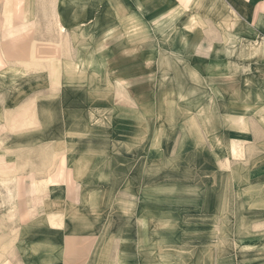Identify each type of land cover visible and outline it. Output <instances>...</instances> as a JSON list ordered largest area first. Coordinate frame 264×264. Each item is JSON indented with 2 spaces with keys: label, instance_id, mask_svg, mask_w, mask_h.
<instances>
[{
  "label": "crops",
  "instance_id": "obj_1",
  "mask_svg": "<svg viewBox=\"0 0 264 264\" xmlns=\"http://www.w3.org/2000/svg\"><path fill=\"white\" fill-rule=\"evenodd\" d=\"M204 1L107 0L92 22L84 16L91 5L83 13L79 0H31V34L15 48L0 22V264L216 263L214 246L205 250L182 235L198 230L196 194L168 199L165 179L150 175L151 164H168L165 130L154 134L149 112L140 110L151 104V65L179 74L177 61H164L165 50L181 60L197 48L187 33L206 26L221 37L213 55L250 58L234 66L244 74L241 87L253 107L238 117L237 162L254 164L257 177L238 180V215L263 209L241 191L264 185V0H222L238 17L235 30L222 29ZM181 5L204 10L205 25L183 29L174 38L178 49L171 50L166 28L189 19ZM162 17L166 23L156 24ZM55 22L64 27L61 38H55ZM249 25L258 35L246 30ZM152 41L165 43L152 47ZM55 45L74 65L56 70ZM32 53L35 62L28 59ZM91 57L96 64L81 63ZM219 69L231 72L224 63ZM119 81L131 104L120 100ZM209 152L214 155L207 160L226 153ZM197 154L175 164L199 166ZM167 230L179 235L168 237ZM236 260L229 251L218 263Z\"/></svg>",
  "mask_w": 264,
  "mask_h": 264
},
{
  "label": "rangeland",
  "instance_id": "obj_2",
  "mask_svg": "<svg viewBox=\"0 0 264 264\" xmlns=\"http://www.w3.org/2000/svg\"><path fill=\"white\" fill-rule=\"evenodd\" d=\"M182 8L185 11V7ZM31 14V0H0V22L12 37L11 44L14 48L21 44L19 41L25 42L29 39L33 25ZM59 15L57 12V16ZM86 18L94 20L96 16L87 15ZM157 21L158 19L155 23ZM59 27L55 22V38H61L60 33L64 30L62 25ZM218 33V30L210 26L187 33L186 36H190L198 46L197 50L186 51L181 60L162 49L165 50L164 61L166 58L175 60L178 66H181L179 74H175L174 69L170 71L172 66L164 74L157 70L156 65H151V104L140 106V110L149 112L154 134L160 129L165 130L168 164H151L150 175L165 179L168 199L173 200L179 192L196 194L198 215L193 221L196 220L198 230L196 233L188 232L182 235L184 239L198 241L199 246L205 250L206 247L214 246L216 264H219L220 259L229 251L233 257H236L237 253L234 264H264V224L260 223L264 221V209L247 210V215L243 217L238 215L241 203L243 204L239 195L238 180L248 176L254 179L257 177L255 170L251 169L254 164L237 162L240 143L238 117L253 111V107L248 97L249 90L241 87L240 81L244 74L234 66L244 63L245 60L249 62L250 58L240 57L238 52H232L230 57L213 55L212 45L222 44ZM151 44L153 47L164 43L152 41ZM26 55H30V50ZM33 55L35 54L32 53L28 59H32ZM52 57L56 70L60 71L63 60L61 46H54ZM91 58L93 64H96L95 59ZM223 63L231 67L230 73L219 69ZM162 74L164 76H161ZM138 75L142 79V72H138ZM56 77V82L60 81V72L56 73ZM182 79L187 84L185 87H182ZM118 86L120 100L131 104L123 82L119 81ZM191 86L196 88V94L185 98V92L189 91ZM259 92L261 93V90ZM194 113L199 121L195 119ZM192 121L198 126V148L194 147L189 138L183 141L184 128ZM218 148H224L226 153H219V157H209L207 160V156L214 155L209 151ZM196 153L197 159L201 160L199 166L175 164L185 156L189 157V160L196 158ZM244 156L243 151V158ZM261 171H264V168ZM167 235L177 237L179 233L167 230Z\"/></svg>",
  "mask_w": 264,
  "mask_h": 264
},
{
  "label": "bare ground",
  "instance_id": "obj_3",
  "mask_svg": "<svg viewBox=\"0 0 264 264\" xmlns=\"http://www.w3.org/2000/svg\"><path fill=\"white\" fill-rule=\"evenodd\" d=\"M79 1L82 2L81 12H83V13H84V11H86L88 9L89 4L91 5V11L90 12H86L85 16L92 15V16H96V17H98L99 13L104 9V3L107 2V0H79ZM111 2L112 1H110L109 4H111ZM181 7H185V6L181 5ZM202 7H203V9L209 8V12H211L215 16H218V17H220L222 19L221 21L223 22V24L220 25V27L222 29L225 28V29H229V30H235V29L240 27L238 25V17L236 16V14L233 11H228L227 5L224 4L222 0H205L202 3ZM105 12H106V14H110L111 13L110 8H107V10H105ZM185 13L188 15V18H189L188 22L183 23L182 26L181 25H176L177 23H175V25L173 23H171V25H169L166 28V30H165V37L167 38L166 42H167L168 49H171V50L178 49V45H176L177 40H175L174 38H176V36L179 37L180 34H181V31L183 29H185V28L191 29L192 26L194 27V26H197V25H201V26H203V24L205 25L206 17H204V16L207 13H205L204 10L199 11V12H195V11H192L191 8L185 7ZM94 20H93V22H94ZM166 20H167L166 17H162L156 24H161L163 22L166 23ZM246 30H248L249 32H253L254 34L258 35V33L255 31V29L252 26H250V25L246 27ZM235 38H237V40H238L239 36H237ZM228 43L229 44H233V43H235V41L234 40H230V41H228ZM253 46H254V41L253 42L250 41L247 44V47H253ZM225 48L229 49V47H227V46H225ZM35 61H36L35 57H33L30 60V62H35ZM81 63L87 64V65H92L93 64V59L92 58H88L84 62H81ZM72 65H74V63L72 61H69V60L63 58V60H62V69L71 67ZM55 79H57L56 75H55ZM185 93L186 94L184 95V97L187 98L190 95H195L196 94V90H194L192 88L189 91H186ZM197 129H198L197 123L195 121L190 122V124L187 127L184 128L183 141L185 142L189 138L194 144L199 145L198 144V137H197L198 136L197 135ZM54 159H55V156H54ZM241 192L248 193L249 194L248 197H250L252 201H254V199L256 198V205L261 206L264 209V185L262 187H259V188L245 187V188H243V190ZM256 223H259V222H256ZM260 223L264 224V221L263 222L260 221ZM240 224L243 225V223H240Z\"/></svg>",
  "mask_w": 264,
  "mask_h": 264
}]
</instances>
